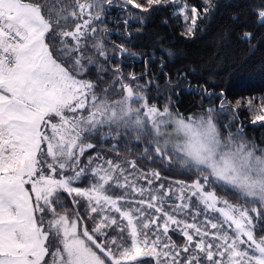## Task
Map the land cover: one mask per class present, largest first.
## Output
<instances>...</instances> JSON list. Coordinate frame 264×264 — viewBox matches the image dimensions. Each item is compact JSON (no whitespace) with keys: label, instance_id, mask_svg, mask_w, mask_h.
<instances>
[{"label":"snow or ice","instance_id":"6c2138e0","mask_svg":"<svg viewBox=\"0 0 264 264\" xmlns=\"http://www.w3.org/2000/svg\"><path fill=\"white\" fill-rule=\"evenodd\" d=\"M249 7L227 31L251 48ZM216 8L0 0V264H264V143L240 120L264 126V91L230 99L170 69L174 50L129 47L162 10L194 38Z\"/></svg>","mask_w":264,"mask_h":264},{"label":"trees","instance_id":"16d2710c","mask_svg":"<svg viewBox=\"0 0 264 264\" xmlns=\"http://www.w3.org/2000/svg\"><path fill=\"white\" fill-rule=\"evenodd\" d=\"M200 2L202 0H197V3ZM214 2L217 8L209 19L203 23L198 21L200 26L194 38L182 37L179 26L182 21L169 19L162 10L161 15L150 17L143 26L133 24L132 30L140 29L142 35L134 36L129 47L148 54L160 47L174 50L176 55L169 62L170 69L194 70L192 82L203 84L210 90L219 91L216 84L222 83L230 93V99L237 94L259 95L264 91V28L254 27L256 38L251 42L254 45L251 48L248 42L238 39V30L227 31L235 23L233 17L237 13L242 19L250 20L249 5L252 0ZM129 64H134V68L130 67L129 71L140 72L143 60L137 57L134 61H129ZM169 68L165 71H169ZM201 99L200 95L184 92L178 106L181 111H197ZM203 103L206 105L208 101L205 99ZM224 119L227 120L228 117ZM240 120L244 122L245 134L249 139L257 144L264 143V126L260 122L253 125L248 112H242Z\"/></svg>","mask_w":264,"mask_h":264}]
</instances>
